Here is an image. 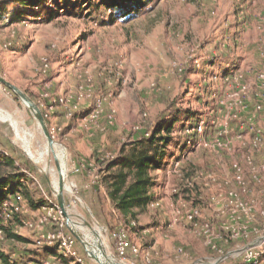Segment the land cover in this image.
<instances>
[{"label": "rangeland", "instance_id": "rangeland-1", "mask_svg": "<svg viewBox=\"0 0 264 264\" xmlns=\"http://www.w3.org/2000/svg\"><path fill=\"white\" fill-rule=\"evenodd\" d=\"M89 1L48 0L31 11L18 0H0V76L39 107L60 159L32 111L2 83L0 151L16 160L38 201L61 210L41 227L18 230L28 244L0 237V251L44 259L46 245L37 241L59 222L85 264H100L87 248L106 264L110 256L122 264H249L250 246L264 241L258 211L264 195L251 178L252 192H243L237 175L241 169L248 176L254 141H264V93L257 86L264 0H146L134 15L114 20L105 8L92 14ZM17 12L23 17L15 20ZM186 111L208 131L195 133L185 118L184 129L177 123L167 165L152 171L162 195L143 212L146 219L136 220L142 230L115 224L103 185L114 174L108 163L129 157L137 140ZM57 160L66 164L64 209ZM194 207L200 215L188 221ZM247 226L250 236L243 235ZM120 228L137 253L118 254Z\"/></svg>", "mask_w": 264, "mask_h": 264}, {"label": "trees", "instance_id": "trees-1", "mask_svg": "<svg viewBox=\"0 0 264 264\" xmlns=\"http://www.w3.org/2000/svg\"><path fill=\"white\" fill-rule=\"evenodd\" d=\"M18 1L32 11L36 7L45 5L48 0ZM145 3L146 0H90L87 5H89L92 14L101 11L103 8L107 9L110 11L109 16L114 20L134 15L135 12L144 7ZM4 9L2 8V11ZM22 17L23 12L14 13L15 20ZM180 114L177 113L171 121L158 125L149 136L137 140L136 143L139 146L133 149L129 157L117 158L108 163V170L118 166V170L112 176H107L103 180L106 196L111 205L107 213L109 216L115 215V224H122L128 227L134 222L132 229L135 232L142 230L141 226L136 225V220L140 213L148 209L153 199L151 195V189L154 186L152 171L156 168H164L167 165L165 160L170 156L168 148L171 139L170 134L177 123H180L182 129H184L185 122H193L190 124L192 128L198 122L197 118L195 119L197 115L194 113L186 111L181 116ZM207 131L208 127H206L205 133ZM19 169L20 166L13 157L0 153V204L7 198L22 196L31 211L37 210L45 205L46 202L38 201L35 198L27 180L17 173ZM97 191L101 193L100 185ZM15 220L20 223L18 217ZM0 227L10 241L21 244L29 243L25 237L15 231L14 226L10 222L5 225L1 224ZM43 251L42 257H54L64 264H79L72 258L59 253L57 247H45ZM26 255L28 254H20L19 257L14 258L0 251V258L4 264H22V262L24 264L27 260H35L39 256L35 252L33 255L24 258Z\"/></svg>", "mask_w": 264, "mask_h": 264}, {"label": "built area", "instance_id": "built-area-1", "mask_svg": "<svg viewBox=\"0 0 264 264\" xmlns=\"http://www.w3.org/2000/svg\"><path fill=\"white\" fill-rule=\"evenodd\" d=\"M257 77H258L257 78L258 79L257 86L259 87L261 92L264 93V71L260 72ZM257 107L260 108V106H257ZM193 130L195 133L202 134L204 132L205 128H203L202 124H200L198 126H194ZM261 132L263 133L264 130H261ZM254 142H255L254 148L257 151V155H256V158L252 157L253 160L250 161L248 176H246V174L242 173L241 169H239L240 172L237 175V179L240 180L238 183H239V185H241V189L243 190V192H245V193H251L252 192L253 188H251V186L248 185L249 181L247 180V178H249V179L251 178L253 183H255V185H258L255 188V191H257V193H259V194L264 195V152L262 150V148L264 147V141L262 142V140L261 141L255 140ZM0 152H3V151L1 150ZM259 153L261 155H258ZM2 154L5 156H9V154H7L5 152H3ZM117 158L115 157V159H117ZM25 172L28 173V171H25ZM25 203H26V201L22 196L10 197V198H7L6 200H4L0 204V225L1 224L5 225L7 222H10L14 226L15 231L18 232V230L23 226L30 227V228H34L36 226L41 227L48 220L47 216L53 217L54 212H57V211L61 212V210L57 204L54 206L52 203L46 202V204L40 208V212H39L38 217L36 219H34V218H30V217L25 216L26 212H28V211L31 212L30 208L28 206H26ZM152 205H153V203H151L150 206H152ZM249 207H250V209H249L250 211H252L254 209V208H252V206H249ZM258 211H259L260 217H262L261 219H263L261 224L264 225V204L260 208V210H258ZM199 215H200L199 208L194 207L186 213V219L188 221H193ZM16 217L19 218L20 223H18L15 220ZM241 224L244 225V224H250V223H249V221H247L246 223H241ZM258 224H260V223H258ZM261 224H260V226H262ZM254 225L255 224H252V227ZM65 227L66 226L64 223L58 222V228L56 230H52L51 232H48L47 235H42L41 237L44 240L39 239L37 241V243H39V244L44 243L46 245V247H50V248L57 247V251L59 253L65 255L69 258H72L76 263L85 264L84 258L80 255V253L76 249L74 238H72V236H70V233L67 231V229ZM247 229H249V226H247L245 229H243V235L250 236L249 231ZM258 230H259L258 226H255L253 228V232H259ZM259 233L260 234L264 233V229ZM5 236L6 235H5L4 230L0 227V237L2 238ZM115 237H116V238H114L115 239V248H116V251L118 252L119 255L126 256L129 254L130 251L137 253V247L134 246L130 242L129 238L127 237V232H126L125 228H120L116 232ZM260 239H262V238H260ZM249 251L250 252L247 256V259H248L247 262H249V264L259 263L261 258L264 257V241H262V243L259 241V243L255 244L253 246L251 245ZM0 264H4V262L1 258H0ZM24 264H58V263L55 260V258L46 257L44 259H39V258H37L35 260L29 259Z\"/></svg>", "mask_w": 264, "mask_h": 264}, {"label": "water", "instance_id": "water-1", "mask_svg": "<svg viewBox=\"0 0 264 264\" xmlns=\"http://www.w3.org/2000/svg\"><path fill=\"white\" fill-rule=\"evenodd\" d=\"M0 83L6 85L7 87L11 88L12 90H14L19 97L23 100V102L26 104V106L32 111V113L34 114V116L37 118V120L39 121V124L41 125L44 134L46 135L47 139H48V143L50 146H53L54 141L52 139V136L49 132V127L45 121V118L41 112V110L39 109V107L26 95L24 94L17 86H15L14 84H12L11 82L7 81L6 79H4L2 76H0ZM57 158V157H56ZM57 167L58 170L60 172V181H59V191H58V202L60 204V206L64 209V200H63V190H64V176L61 174V166L60 163L57 160ZM70 231L77 237L79 238V235L76 233L74 225L72 227H70ZM88 255L92 258H94L95 260H97L100 264H106L103 261L100 260V258L95 254L94 251L90 250L89 248L86 249Z\"/></svg>", "mask_w": 264, "mask_h": 264}, {"label": "bare ground", "instance_id": "bare-ground-1", "mask_svg": "<svg viewBox=\"0 0 264 264\" xmlns=\"http://www.w3.org/2000/svg\"><path fill=\"white\" fill-rule=\"evenodd\" d=\"M7 117L10 118L11 115H10L9 113H7ZM55 144H56V143H54L53 146H49V147L51 148L52 153L54 154V156L59 158L58 154H57L56 151H55ZM25 145H26V148H27V150L29 151V153L32 155V150H31V148H30L29 140H25ZM46 149H47V151L49 152V148L47 147ZM60 157H61V155H60ZM59 159H60V158H59ZM61 174H62L64 177H65V175H66V164H65V163H62V161H61ZM95 235H97L96 232H95ZM95 244H96V245H100V246H102V245L100 244V241L97 239V237H96V239H95ZM94 248H95V247H94ZM102 253H103V252H102ZM108 260H109V262L112 263V264H122V263L117 262V261L114 259V257H112V256H110Z\"/></svg>", "mask_w": 264, "mask_h": 264}, {"label": "crops", "instance_id": "crops-1", "mask_svg": "<svg viewBox=\"0 0 264 264\" xmlns=\"http://www.w3.org/2000/svg\"><path fill=\"white\" fill-rule=\"evenodd\" d=\"M118 170V166H114L112 168H110L107 173L111 174L112 172L115 173ZM164 173H166V171H164ZM88 182V180H86V183ZM159 192L156 190V188L153 186V188L151 189V195L152 197H156L158 195H162V189L159 188ZM137 219H139V222H141L142 219H146L145 213L138 215ZM54 258V257H53Z\"/></svg>", "mask_w": 264, "mask_h": 264}]
</instances>
